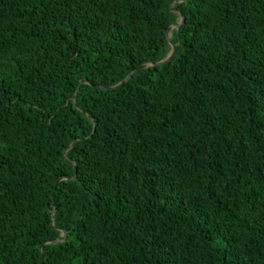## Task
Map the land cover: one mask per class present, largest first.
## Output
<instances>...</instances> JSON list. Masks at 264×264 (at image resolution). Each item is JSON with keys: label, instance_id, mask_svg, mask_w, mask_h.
<instances>
[{"label": "trees", "instance_id": "16d2710c", "mask_svg": "<svg viewBox=\"0 0 264 264\" xmlns=\"http://www.w3.org/2000/svg\"><path fill=\"white\" fill-rule=\"evenodd\" d=\"M170 1L0 0V264H264V0Z\"/></svg>", "mask_w": 264, "mask_h": 264}, {"label": "water", "instance_id": "95a60500", "mask_svg": "<svg viewBox=\"0 0 264 264\" xmlns=\"http://www.w3.org/2000/svg\"><path fill=\"white\" fill-rule=\"evenodd\" d=\"M181 1H182V0H171L169 4H170V6H171V4L176 3V2H181ZM178 12H179V15H180L179 20H178L177 22L171 24V25L168 27V29H167L166 37H167L168 43H169V45H170V50H169L168 54L166 55V57H165L162 61H160V62H158V63H155V64L147 63V64H144V65L140 66V67H139L137 70H135V71H134V70L130 71V72L127 74V76L122 80V82H120V83L117 84V85L111 86V87H102L103 89L113 90V89L120 88V87H122L123 85H125V84L128 82V79H129V78L132 76V74L135 73L136 71H142V70H145V69H148V68H151V67L161 66V65L165 64L166 62H168L169 60L172 59V57L174 56V54H175V52H176V44L173 43V41H172L171 38H170L171 36H170L169 34H171V31H172L173 28L178 30V29L182 26V24L184 23V21H185V17H184V15H183V13H182L181 11H178ZM76 96H77V94L74 95V97H73V99H72L73 102H75V100H76ZM74 143H75V141H73V143L71 144V146L69 147V149H71V148L73 147ZM64 153H65V155H66V151H64ZM53 213H54V210L51 212V217H52ZM65 240H66V233H65V232H62V239H60V238H54V239H49V240L45 241L44 243H42V244L40 245V251H41V264L43 263V259H44V245H46V244H51V243H53V244L60 243V244H61V243L65 242Z\"/></svg>", "mask_w": 264, "mask_h": 264}, {"label": "rangeland", "instance_id": "374dc122", "mask_svg": "<svg viewBox=\"0 0 264 264\" xmlns=\"http://www.w3.org/2000/svg\"><path fill=\"white\" fill-rule=\"evenodd\" d=\"M173 29H174V28H173ZM173 29H172V30H173ZM171 34H172V31H171ZM171 34H169V35L171 36ZM59 238L62 239V234H61V236H60Z\"/></svg>", "mask_w": 264, "mask_h": 264}]
</instances>
